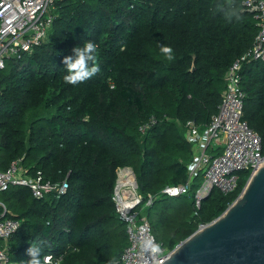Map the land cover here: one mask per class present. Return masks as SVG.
Instances as JSON below:
<instances>
[{"label":"trees","instance_id":"16d2710c","mask_svg":"<svg viewBox=\"0 0 264 264\" xmlns=\"http://www.w3.org/2000/svg\"><path fill=\"white\" fill-rule=\"evenodd\" d=\"M229 8L239 18L226 19ZM51 13L40 44L0 68V169L20 158L29 175L39 170L52 181L65 178L68 188L42 198L26 186L0 191L9 213L21 219L7 240L9 260L27 259L30 244H39L42 255L61 254L59 264L119 258L128 239L113 185L116 168L125 165L139 192L152 194L143 211L169 251L221 213L245 182L226 194L212 189L199 207L194 186L169 202L161 192L188 180L193 147L184 123L203 124L216 112L228 66L257 32L253 13L241 0H56ZM86 40L98 46L99 70L67 83L63 56ZM161 43L171 45L174 59L159 51ZM240 74L242 117L264 152V61L244 62ZM152 114L158 122L140 132Z\"/></svg>","mask_w":264,"mask_h":264},{"label":"built area","instance_id":"2783aa9c","mask_svg":"<svg viewBox=\"0 0 264 264\" xmlns=\"http://www.w3.org/2000/svg\"><path fill=\"white\" fill-rule=\"evenodd\" d=\"M56 0H0V68L5 60L31 50L45 38L53 15L51 8ZM243 7L253 13L257 32L251 45L228 66L221 101L210 119L197 123L188 119L184 123V135L193 147V155L187 163L188 180L181 184L165 185L161 192L168 196L187 193L191 181L200 176L202 181L194 189L195 206L216 188L223 194L233 191L238 184V171L252 172L264 160L261 137L242 117L244 91L241 89V66L251 60L264 61V0H241ZM158 122L150 115L138 125L144 132ZM220 147V149H214ZM113 185V201L118 217L125 223L128 242L119 259L120 264H158L167 253L150 229L143 206L150 205L151 193L146 196L138 190L135 173L130 166H118ZM13 186H26L35 198L46 194L59 196L68 188L65 178L52 181L41 171L29 175L21 159L10 161L0 169V191ZM201 225V224H199ZM21 226V219L9 213L0 200V264H12L9 260L8 238ZM151 236L159 246L145 250L140 241ZM27 250V247H26ZM51 257L50 264H59L61 254Z\"/></svg>","mask_w":264,"mask_h":264},{"label":"water","instance_id":"95a60500","mask_svg":"<svg viewBox=\"0 0 264 264\" xmlns=\"http://www.w3.org/2000/svg\"><path fill=\"white\" fill-rule=\"evenodd\" d=\"M158 264H264V160L221 213L198 225Z\"/></svg>","mask_w":264,"mask_h":264},{"label":"clouds","instance_id":"9594fccd","mask_svg":"<svg viewBox=\"0 0 264 264\" xmlns=\"http://www.w3.org/2000/svg\"><path fill=\"white\" fill-rule=\"evenodd\" d=\"M224 15L228 20L239 18V14L231 8L225 9ZM97 47L95 42L86 40L74 45L71 53L63 56V66L66 69L63 74L65 82L75 85L93 76L99 70L98 64L95 63ZM159 51L167 60L174 59L171 45L161 43ZM140 245L148 251H153L159 246L151 236L143 237ZM43 251L39 244H30L27 248L28 258L21 259L20 264H50L51 257L47 254L42 255ZM106 264H120V259L112 255L106 260Z\"/></svg>","mask_w":264,"mask_h":264},{"label":"rangeland","instance_id":"374dc122","mask_svg":"<svg viewBox=\"0 0 264 264\" xmlns=\"http://www.w3.org/2000/svg\"><path fill=\"white\" fill-rule=\"evenodd\" d=\"M248 173H249V171L248 170H246V169H244V170H240V171H238V181H242V180H245L246 181V179H247V176H248ZM197 179H196V182H197V184L199 185L200 184V182L202 181V179H201V177L200 176H198V177H196ZM197 185V186H198ZM196 186V187H197ZM169 197H174V196H169ZM162 198H166V201L167 200H169V201H172V199L171 198H168V195H165V194H162ZM168 198V199H167ZM0 200H3V198H2V196H1V194H0ZM163 200V199H162ZM169 201H167V202H169ZM153 213H154V211H152L151 212V214H150V222H153V220H154V215H153ZM152 225L155 227V225L152 223ZM158 226H159V224H157ZM164 236H166V235H164Z\"/></svg>","mask_w":264,"mask_h":264},{"label":"crops","instance_id":"0c3cea01","mask_svg":"<svg viewBox=\"0 0 264 264\" xmlns=\"http://www.w3.org/2000/svg\"><path fill=\"white\" fill-rule=\"evenodd\" d=\"M214 149H217V150H218V149H220V147H217V148H214ZM196 179H197V178H195V179H193V180L191 181V187L194 186V189H195L196 186L198 185L197 182H196ZM197 180H198V179H197Z\"/></svg>","mask_w":264,"mask_h":264}]
</instances>
